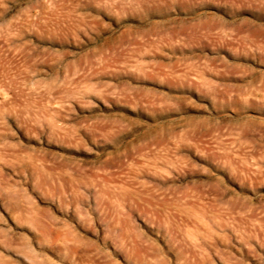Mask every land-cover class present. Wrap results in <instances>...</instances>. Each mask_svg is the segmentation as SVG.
<instances>
[{
    "label": "rangeland",
    "instance_id": "1",
    "mask_svg": "<svg viewBox=\"0 0 264 264\" xmlns=\"http://www.w3.org/2000/svg\"><path fill=\"white\" fill-rule=\"evenodd\" d=\"M0 264H264V0H0Z\"/></svg>",
    "mask_w": 264,
    "mask_h": 264
}]
</instances>
